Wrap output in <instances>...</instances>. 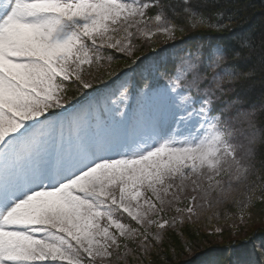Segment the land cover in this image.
<instances>
[{"label":"snow or ice","instance_id":"6c2138e0","mask_svg":"<svg viewBox=\"0 0 264 264\" xmlns=\"http://www.w3.org/2000/svg\"><path fill=\"white\" fill-rule=\"evenodd\" d=\"M218 2L0 0V264H157L186 227H247L264 94L236 61L264 71V32L257 52ZM236 255L264 264V240Z\"/></svg>","mask_w":264,"mask_h":264},{"label":"trees","instance_id":"16d2710c","mask_svg":"<svg viewBox=\"0 0 264 264\" xmlns=\"http://www.w3.org/2000/svg\"><path fill=\"white\" fill-rule=\"evenodd\" d=\"M173 3L179 4L181 0H172ZM195 5L198 0H191ZM218 7H224L226 14H231L233 23L237 25L236 33H244L250 31L257 42V52L259 51V38L264 32V0H219ZM204 11H212V9H204ZM242 25V26H241ZM192 36H203L207 39L215 41L220 35L215 32L190 33ZM139 54V53H138ZM147 54V53H146ZM124 61L121 60L122 64ZM236 64L242 70H247L249 67L255 65V75L253 77V87L240 89L237 91L244 96L249 103L259 102L260 97L264 94V71L261 70L257 58L252 60L240 59ZM69 95H75V92H69ZM228 211L235 212L236 209L229 206ZM221 213L220 223H223V213L225 208L219 209ZM252 216L248 219L247 227L241 228L238 235H233L230 231L225 230L222 235H209L204 232L203 235H197L191 228H185V235L191 248L184 246L181 251L183 242L177 237H171L173 243L176 245L177 255L172 257L171 251L168 247L164 248V257L157 260V264H175L179 261L180 264H234L237 260V253L250 249L253 244H258L264 240V203L254 201L251 208ZM208 224L207 221L204 222ZM215 223V221L213 222Z\"/></svg>","mask_w":264,"mask_h":264}]
</instances>
